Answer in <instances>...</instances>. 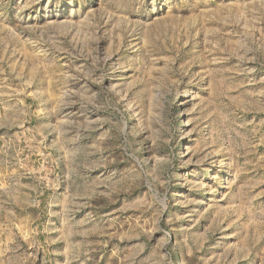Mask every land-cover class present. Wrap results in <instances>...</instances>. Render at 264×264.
<instances>
[{
    "label": "rangeland",
    "instance_id": "rangeland-1",
    "mask_svg": "<svg viewBox=\"0 0 264 264\" xmlns=\"http://www.w3.org/2000/svg\"><path fill=\"white\" fill-rule=\"evenodd\" d=\"M0 264H264V0H0Z\"/></svg>",
    "mask_w": 264,
    "mask_h": 264
}]
</instances>
